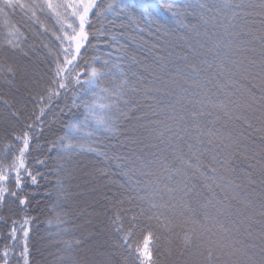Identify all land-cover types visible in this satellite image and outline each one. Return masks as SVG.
Listing matches in <instances>:
<instances>
[{"label":"snow or ice","instance_id":"snow-or-ice-1","mask_svg":"<svg viewBox=\"0 0 264 264\" xmlns=\"http://www.w3.org/2000/svg\"><path fill=\"white\" fill-rule=\"evenodd\" d=\"M37 7L72 22L56 37L49 86L32 96V115L14 136L16 154L0 167V207L11 201L27 213L26 189L44 178L47 153L57 150L65 165L78 163L77 153H92L116 162L117 173L110 167L96 171L106 185L120 189L109 225L120 235L124 264H166L162 257L177 244L184 250L180 255L193 257L190 264H264V0H194L184 8L170 0H0L6 20L17 9L35 16ZM157 9L175 18L184 34L177 36L166 24L149 29L159 39L150 45L153 63L129 60L147 75L126 71L120 39L143 33L142 24ZM188 9L195 10L196 23H185ZM250 15L261 17L260 28L250 26ZM116 28L125 31L117 35ZM101 43L112 49L107 60L90 55ZM12 47L23 51L19 44ZM5 72L15 79L12 65ZM0 79L12 82L7 75ZM105 80L110 83L101 87ZM64 113L70 116L66 124L60 120ZM49 116L64 124L65 135L42 145L41 138L53 131ZM109 138L128 145V152L113 151L115 145L105 143ZM56 188L63 192L64 180ZM34 219L12 220V243L0 249V264H30ZM55 222L65 218L57 214ZM64 243L70 251L62 259L80 264L72 254L80 238Z\"/></svg>","mask_w":264,"mask_h":264},{"label":"trees","instance_id":"trees-1","mask_svg":"<svg viewBox=\"0 0 264 264\" xmlns=\"http://www.w3.org/2000/svg\"><path fill=\"white\" fill-rule=\"evenodd\" d=\"M23 2L26 4H42L43 0H23ZM108 2H111V0H108ZM155 2L156 0H152L154 5ZM170 2L177 7L184 8L186 5L194 3V0H170ZM236 2L238 3L239 0H236ZM254 2L258 4L259 0H254ZM194 11V9H188L185 23L197 22V17L193 14ZM237 11L241 10L237 9ZM243 11L251 13L258 12L259 9L245 7ZM157 13L158 15H151L147 26L142 24V27H145L143 33L130 32L120 39V43L127 49V58L120 61L126 71L131 69L141 75H147L138 64H130L129 60L131 57H135L136 60L143 64L153 63L154 51L150 45H159V39L151 34L149 29H154L158 24H166L177 36L184 34V29L177 23L175 18L160 9H157ZM246 19L254 22L250 24L253 29L260 28V16L250 15ZM68 22H72L70 17H66L62 21L57 19L47 9L41 10L39 7L35 9V16H33L32 12H29L26 16L22 15L20 10L17 9L14 13L9 12L7 20L4 17V13L0 12V75H7L8 79H12L11 74L5 72L9 61L2 59L3 53H6L3 49H7L9 54L12 53L20 59L21 64H25V68L21 65V71H18V68L12 64L16 75L11 83L0 79V167L9 164L11 162L9 157L14 158L16 154L17 142L14 136L19 134L22 124L27 122L26 117L32 115V110L35 107L31 103L32 96L37 92H42L50 84L49 67L51 53L56 50L58 45L56 37L62 35ZM99 26L97 25V27ZM114 31L119 35L125 30L116 28ZM19 33H23V35L21 36ZM10 41L11 43H9ZM144 41L147 42L146 45L143 43ZM13 44H19L23 51L13 48ZM252 46L259 48L260 45L258 41H254ZM111 51L112 49L108 44L101 43L98 50L90 53V55L100 60H107ZM177 51H180L179 47H177ZM247 55L254 56L255 54L249 51ZM115 62V60L112 61V63ZM29 72L32 75L35 74L33 76L34 79L31 81H29ZM109 83V80H105L102 82L101 87L108 86ZM87 98L88 96L85 95L84 99ZM4 101H7L10 107L5 106ZM56 103L59 104L60 108L64 107L60 101H56ZM13 113L19 117V120L13 117ZM57 114L60 115L59 110H57ZM48 118L53 121V131L47 135V139L41 138L40 143L42 145H45L47 141L55 140L57 136L65 135L63 131L64 124L69 121L70 116L68 113L60 116V120L64 121V124L57 120L56 117L49 116ZM120 139H123V137H120ZM72 142L75 141L73 140ZM105 143L115 145L112 150L117 153L128 152L129 146H121L115 138L106 139ZM47 156L49 168L47 170L40 169L44 178H38V186L26 189L30 201L27 213L23 212L21 206L13 204L11 201H6V204L0 207V217H4V220L0 221V249L4 245L12 243L7 238L12 220L22 221L25 215H28L35 218L32 221L29 233L30 264H66L65 259L62 258L67 257L70 250L65 246L64 242L72 241L76 238H80L81 243L73 245L72 254L80 264H82L81 255L83 248L86 246V242L91 239H97L98 241L96 264H124L122 259L123 250L119 247L121 242L120 235L109 225V218L113 216L115 210L113 208V203L116 199L114 193L120 191V189L116 186L106 185L105 178L96 171L99 168L110 167L113 173H117L116 162L105 163L102 158L92 153H77L74 155L75 161L80 162L83 160V164L87 163V165L92 167V169L87 171V173L91 174L87 184L91 186L102 185V188L98 190L99 192L90 190L88 186L84 188L87 190L84 192V197H86L84 201L88 202L87 205H92L91 217L93 218L92 220H95L96 225L85 224L83 229V217L86 211L81 208V205L77 206L78 204H75L78 196L75 195V186H72L74 180L70 179L69 165L64 164V160L60 159L55 149L47 153ZM58 161L59 165L63 166L65 170H61V167H58ZM239 166L246 167L243 162H240ZM114 178L120 179L118 175ZM61 179L64 180V191L58 192L56 182ZM9 187H14L11 180L9 181ZM96 193L98 194L96 195ZM99 195L103 199L97 203L98 198L96 197ZM117 207L120 206L117 205ZM127 207L128 205L125 203L123 208ZM57 214L65 218V223L57 224L55 222ZM123 214V210H121V215ZM49 220L53 222L50 224L48 223ZM252 227L254 228L255 224ZM256 227L259 230V225H256ZM89 231H93L94 234L86 236ZM19 235L18 232V239ZM182 251L184 250L177 244L173 247L171 255H166L162 259L167 261L166 264H190L193 257L187 252L184 255H180ZM10 264H15L14 260L10 261Z\"/></svg>","mask_w":264,"mask_h":264},{"label":"rangeland","instance_id":"rangeland-1","mask_svg":"<svg viewBox=\"0 0 264 264\" xmlns=\"http://www.w3.org/2000/svg\"><path fill=\"white\" fill-rule=\"evenodd\" d=\"M6 53H3V60L4 61H9V64L10 65H14L16 68H18V71H21L20 70V67L21 65H23V67L25 68V64H21L20 63V59H18L16 56H14L12 53H8L7 49H3ZM35 73V72H34ZM35 74L32 75L31 72L28 73V76L30 77V80H33V76ZM37 75V73H36ZM27 76V77H28ZM86 161V160H84ZM88 162V161H87ZM92 169V167L90 165H87V163L83 164V160H81L80 162L78 163H75L74 165H69V175L71 176L70 179L71 180H74L73 183H72V186H75V195L78 196V199L75 201V204H78L77 206L81 205V208H83V210L86 211V213L84 212V217H83V229H84V226L85 224L86 225H92V226H95V220H92L93 218L91 217L92 215V205L91 204H88L87 205V201H84V192H86L87 190L84 189L85 186L87 187H90L89 189L90 190H94L96 192H99L98 190L100 188H102V185L101 184H97V186H91V185H88L87 183H89V177H91L89 173H87L88 170ZM75 183V184H74ZM83 186V188H82ZM88 189V191H89ZM98 193H96L97 195ZM95 197V195H94ZM97 200V203L99 201H101L103 199V197H101V195H99ZM95 200V199H94ZM91 208V209H90ZM97 215V214H96ZM89 221H91V223H89ZM87 228V227H86ZM258 227H255L253 228L254 230L256 231H259L257 229ZM89 230V229H87ZM91 234H94L93 231H89L88 234L86 236H89ZM258 242V241H257ZM86 246L83 248V251H82V255H81V260H82V264H96L97 263V246H98V241L97 239H91L89 241L86 242ZM167 262V261H166Z\"/></svg>","mask_w":264,"mask_h":264}]
</instances>
